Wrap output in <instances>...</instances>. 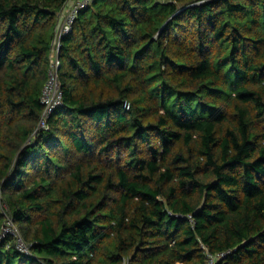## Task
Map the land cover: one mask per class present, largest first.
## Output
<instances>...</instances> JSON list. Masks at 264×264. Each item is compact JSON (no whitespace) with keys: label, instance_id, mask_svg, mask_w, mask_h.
Masks as SVG:
<instances>
[{"label":"trees","instance_id":"obj_1","mask_svg":"<svg viewBox=\"0 0 264 264\" xmlns=\"http://www.w3.org/2000/svg\"><path fill=\"white\" fill-rule=\"evenodd\" d=\"M72 1L0 0V264H264V0H96L41 129Z\"/></svg>","mask_w":264,"mask_h":264},{"label":"built area","instance_id":"obj_2","mask_svg":"<svg viewBox=\"0 0 264 264\" xmlns=\"http://www.w3.org/2000/svg\"><path fill=\"white\" fill-rule=\"evenodd\" d=\"M96 0H73L69 7L67 8V14L63 17V22L58 29L57 39L54 43V48L51 56V64L48 75L47 83L45 84L42 91V104L44 106L43 119L41 120L40 127L41 129H47V119L51 115V113L58 107L63 104V91L62 86L59 79V69H60V59H59V50L61 46V39L64 36L69 35L73 30V24L79 14V11L87 8ZM15 228V231L12 230ZM13 237L16 239V244L18 249L21 252L29 253V247L23 241V238L15 226L13 220L10 216H6L5 223L3 226V230L0 235V245L2 242L7 239V237ZM10 245H7L9 248ZM224 254L219 255L217 258L210 257V264H215L218 258H222Z\"/></svg>","mask_w":264,"mask_h":264},{"label":"rangeland","instance_id":"obj_3","mask_svg":"<svg viewBox=\"0 0 264 264\" xmlns=\"http://www.w3.org/2000/svg\"><path fill=\"white\" fill-rule=\"evenodd\" d=\"M68 7V6H67ZM68 12H67V9H65V11H64V13H63V15L61 14V16L62 17H64L66 14H67ZM12 230H14L15 231V228H12Z\"/></svg>","mask_w":264,"mask_h":264}]
</instances>
